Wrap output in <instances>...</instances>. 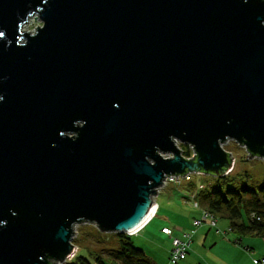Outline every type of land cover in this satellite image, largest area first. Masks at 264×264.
<instances>
[{
    "label": "water",
    "instance_id": "1",
    "mask_svg": "<svg viewBox=\"0 0 264 264\" xmlns=\"http://www.w3.org/2000/svg\"><path fill=\"white\" fill-rule=\"evenodd\" d=\"M229 141L264 160V0H0V264L137 231Z\"/></svg>",
    "mask_w": 264,
    "mask_h": 264
},
{
    "label": "rangeland",
    "instance_id": "2",
    "mask_svg": "<svg viewBox=\"0 0 264 264\" xmlns=\"http://www.w3.org/2000/svg\"><path fill=\"white\" fill-rule=\"evenodd\" d=\"M35 19L36 17L30 19L29 22L25 25V32L32 31L31 33H34L36 27L41 26L40 20L35 21ZM179 146L180 148L190 150L191 154H193V151L190 147L185 146L181 143H179ZM223 148L226 152L232 154L235 160L234 170L230 174H228L229 179L233 178L234 181L238 182H240L241 180H247V184L252 188L259 187L263 183L264 160H261L259 158L249 159V154L246 149L234 141L227 142L225 145H223ZM203 177L204 176L196 174L192 175L193 181H195L196 184L200 182L202 183V189L207 187L212 188V190L215 189L214 185L217 184L216 179L214 177H206L205 179H203ZM177 190L182 191L183 187L170 185L168 187L164 186V188L160 190V194L157 198L158 204H160V206L162 207L160 215L144 234H149L148 232H150V234H158L162 232L161 221H163L164 219L163 215L170 218L173 223L171 225H174V227H177L178 229L190 228L191 222L202 219L201 212L194 209L193 207L196 195L189 194V196H187L185 200H182V195H180ZM175 211H178L177 214H175ZM177 221L178 224H176ZM227 224H229L227 221L218 219V229H221ZM204 230L208 232L209 229L207 227H204ZM215 231L216 230H211L209 232L211 234H215ZM75 234L76 235L73 240V244L76 246L78 251L81 250L80 253L82 254V256L87 257L91 264H98L96 262V254L102 255L105 259L106 264H111L106 260H108L110 254L114 253L118 249L117 237L115 235H101L102 233L99 234L96 227L89 224L77 226L75 228ZM132 241L135 247L141 248L142 245L144 247L143 249H146L145 251L153 253V255L156 257V260L154 261L157 264H169L166 253L159 249L156 250L155 240L148 239L144 241L143 238L139 236L132 238ZM78 253L79 252H77L76 256L78 255ZM233 255V258L238 260L237 264H247L244 256L237 253Z\"/></svg>",
    "mask_w": 264,
    "mask_h": 264
},
{
    "label": "trees",
    "instance_id": "3",
    "mask_svg": "<svg viewBox=\"0 0 264 264\" xmlns=\"http://www.w3.org/2000/svg\"><path fill=\"white\" fill-rule=\"evenodd\" d=\"M182 150L186 158L192 156L190 150L184 148ZM206 177L214 176H204L203 179ZM214 178L217 184L212 190L208 187L202 189V183L196 184L191 176L189 181L180 185L183 190L179 194L182 195V199H185L184 194L196 195L195 200L200 208L212 214L217 221L218 219L227 221L232 232L240 236L254 235L264 238V180L259 187L252 188L247 184V180L234 181L233 178L229 179L228 175ZM170 185L173 184H168L167 187ZM113 235L117 237L118 249L110 254L106 261L111 264H153L143 250L135 247L132 241L134 236ZM80 251L75 259L67 264H91ZM96 256L98 264H106L102 255L96 254Z\"/></svg>",
    "mask_w": 264,
    "mask_h": 264
},
{
    "label": "crops",
    "instance_id": "4",
    "mask_svg": "<svg viewBox=\"0 0 264 264\" xmlns=\"http://www.w3.org/2000/svg\"><path fill=\"white\" fill-rule=\"evenodd\" d=\"M184 196L186 198L187 196H189V194H184ZM194 202H196V200H194ZM161 208L162 207L160 206L158 216L154 219V221L159 217ZM196 210H199L202 216L203 210L201 208ZM177 212L178 211H175V214H177ZM163 217L164 219L163 221H161L162 223L160 222L162 224L161 228L163 229L167 227L172 229L175 236L181 237L183 232L193 233L192 243L190 249L188 250V254L186 258L182 260L179 264H237L238 260L233 258V254L235 253L244 256L247 264H256V261H261L264 259V238L262 237L254 235L240 236L234 232H227L223 234L217 233V230L226 232L230 228V224H227L221 229H211L206 225L200 228H194L193 222H191L190 228L184 229L181 227L182 229H178L177 227H174V225H171L173 223L170 218L165 215H163ZM154 221L146 229L140 232V234L134 237L140 236L143 238L144 241L148 239L155 240L156 250L159 249L165 252L169 260L171 250V239L168 236L163 235L162 232L158 234H150V232H148L149 234H144L147 229L154 223ZM176 224H178V221ZM204 227H207L209 229L208 232L204 230ZM211 230H216V233L211 234L209 232ZM143 248L144 247L141 245V248L139 249L145 252L146 256L153 264H157L154 261L156 260V257L153 255V253L145 251L146 249Z\"/></svg>",
    "mask_w": 264,
    "mask_h": 264
},
{
    "label": "built area",
    "instance_id": "5",
    "mask_svg": "<svg viewBox=\"0 0 264 264\" xmlns=\"http://www.w3.org/2000/svg\"><path fill=\"white\" fill-rule=\"evenodd\" d=\"M192 150V149H191ZM193 153V152H192ZM193 157V154L190 158ZM192 175H189L187 177H170L167 179L165 186L168 184H173L176 186L182 185L184 182H187L191 179ZM195 209H200V206L197 202H194L193 204ZM160 210L159 204L156 202V207L152 212L151 218L148 220V222L142 226L137 231L127 234L128 236H137L140 234V232L143 231L157 216ZM217 219L210 214L209 212L203 211L202 212V219L196 220L193 222L194 228H200L204 225L210 227L211 229H217ZM229 233L232 232L231 228H229L226 232H222L220 230H217L218 234L223 233ZM162 234L168 236L171 239V250H170V256H169V264H179L182 260H184L188 254V250L191 247L193 233L191 232H183L181 237H177L174 235V232L170 228H163ZM78 252V249H75L74 254L67 260V263L72 262L75 259V256ZM256 264H264V259L261 261H256Z\"/></svg>",
    "mask_w": 264,
    "mask_h": 264
}]
</instances>
